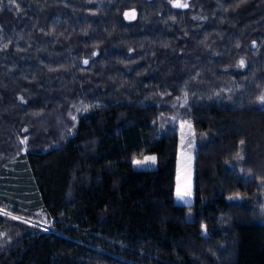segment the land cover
Here are the masks:
<instances>
[{
	"label": "trees",
	"instance_id": "16d2710c",
	"mask_svg": "<svg viewBox=\"0 0 264 264\" xmlns=\"http://www.w3.org/2000/svg\"><path fill=\"white\" fill-rule=\"evenodd\" d=\"M261 96L264 0H0V264H264Z\"/></svg>",
	"mask_w": 264,
	"mask_h": 264
},
{
	"label": "rangeland",
	"instance_id": "374dc122",
	"mask_svg": "<svg viewBox=\"0 0 264 264\" xmlns=\"http://www.w3.org/2000/svg\"><path fill=\"white\" fill-rule=\"evenodd\" d=\"M258 105L264 107V103L258 100ZM195 146L194 134L189 122L178 123V144L176 153V170L174 192L175 199L171 195V201L178 203H188L192 200V175H193V151ZM154 157V155H144L138 158H133L131 166L135 170L151 169L155 166V162H151L146 158ZM139 161L140 163H136ZM178 188L182 191L190 192V195H185L183 199L177 197ZM264 207V196H263Z\"/></svg>",
	"mask_w": 264,
	"mask_h": 264
},
{
	"label": "snow or ice",
	"instance_id": "6c2138e0",
	"mask_svg": "<svg viewBox=\"0 0 264 264\" xmlns=\"http://www.w3.org/2000/svg\"><path fill=\"white\" fill-rule=\"evenodd\" d=\"M175 6H177V7H186L187 5L180 4L179 2H177V4H176ZM125 15H127V13H126ZM85 63H87V61H85ZM241 63H243V62H241ZM260 101H261L262 103H264V96H261V97H260ZM146 159H147V160H150V161L153 162V163L155 162V157H149V158H146ZM136 163H140V162L137 161ZM185 195H190V192L182 191V190H180V189L178 188V190H177V197H178L179 199H183Z\"/></svg>",
	"mask_w": 264,
	"mask_h": 264
},
{
	"label": "crops",
	"instance_id": "0c3cea01",
	"mask_svg": "<svg viewBox=\"0 0 264 264\" xmlns=\"http://www.w3.org/2000/svg\"><path fill=\"white\" fill-rule=\"evenodd\" d=\"M175 192H174V189H173V192H172V195H173V199H175Z\"/></svg>",
	"mask_w": 264,
	"mask_h": 264
}]
</instances>
